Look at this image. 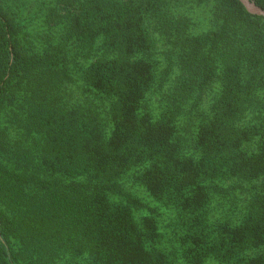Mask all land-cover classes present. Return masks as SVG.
Segmentation results:
<instances>
[{"label": "trees", "instance_id": "trees-1", "mask_svg": "<svg viewBox=\"0 0 264 264\" xmlns=\"http://www.w3.org/2000/svg\"><path fill=\"white\" fill-rule=\"evenodd\" d=\"M187 1L0 0V264H264V17Z\"/></svg>", "mask_w": 264, "mask_h": 264}, {"label": "rangeland", "instance_id": "rangeland-1", "mask_svg": "<svg viewBox=\"0 0 264 264\" xmlns=\"http://www.w3.org/2000/svg\"><path fill=\"white\" fill-rule=\"evenodd\" d=\"M8 5H16L18 4L22 11H27L29 15V19L26 21V24L29 26V29L32 31H36L42 28L40 23L38 22V16L40 14L39 6L43 0H5ZM48 1V0H46ZM206 5L198 4L194 0H188L186 3H183L181 6H177L178 12L182 15H186L190 21L191 26L195 31H199V29L204 24V17L206 15L205 9ZM150 205L154 207L156 218L158 220L160 231H167L168 227L167 222L172 217V211L167 210L164 207H161L158 203L153 201L151 198H146ZM149 213L148 210H146ZM179 264H187L185 262H180ZM206 264H220L215 261H208Z\"/></svg>", "mask_w": 264, "mask_h": 264}, {"label": "water", "instance_id": "water-1", "mask_svg": "<svg viewBox=\"0 0 264 264\" xmlns=\"http://www.w3.org/2000/svg\"><path fill=\"white\" fill-rule=\"evenodd\" d=\"M245 9L252 14L261 15L264 17V10L259 7L253 0H239Z\"/></svg>", "mask_w": 264, "mask_h": 264}]
</instances>
